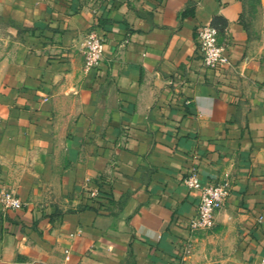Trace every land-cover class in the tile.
Returning <instances> with one entry per match:
<instances>
[{
	"label": "crops",
	"instance_id": "obj_1",
	"mask_svg": "<svg viewBox=\"0 0 264 264\" xmlns=\"http://www.w3.org/2000/svg\"><path fill=\"white\" fill-rule=\"evenodd\" d=\"M243 15V0H0V264H264V31ZM92 31L105 52L87 72ZM192 169L232 182L210 231L188 229Z\"/></svg>",
	"mask_w": 264,
	"mask_h": 264
},
{
	"label": "built area",
	"instance_id": "obj_2",
	"mask_svg": "<svg viewBox=\"0 0 264 264\" xmlns=\"http://www.w3.org/2000/svg\"><path fill=\"white\" fill-rule=\"evenodd\" d=\"M199 49L206 68L219 72L221 69L231 66V61L226 54L225 46L220 42L219 29L213 24L203 25L198 36ZM105 39L98 33L92 31L87 35L85 43V70L90 72L96 70L104 57ZM185 185L190 190L199 192V204L197 213L188 223L191 232L211 230L215 226V217L221 210L232 191V182L229 176L216 184H203L195 169L188 172L184 179ZM93 197L98 192H93ZM1 202L8 210L22 208L24 203L13 191H4ZM264 263V260H263Z\"/></svg>",
	"mask_w": 264,
	"mask_h": 264
},
{
	"label": "rangeland",
	"instance_id": "obj_3",
	"mask_svg": "<svg viewBox=\"0 0 264 264\" xmlns=\"http://www.w3.org/2000/svg\"><path fill=\"white\" fill-rule=\"evenodd\" d=\"M244 15L243 21L247 24L253 34L259 35V31H264V0H243ZM6 32L0 31V53L2 52L6 40ZM210 231V230H208ZM212 243H209V247ZM212 251L210 248H208Z\"/></svg>",
	"mask_w": 264,
	"mask_h": 264
},
{
	"label": "trees",
	"instance_id": "obj_4",
	"mask_svg": "<svg viewBox=\"0 0 264 264\" xmlns=\"http://www.w3.org/2000/svg\"><path fill=\"white\" fill-rule=\"evenodd\" d=\"M1 24V23H0Z\"/></svg>",
	"mask_w": 264,
	"mask_h": 264
}]
</instances>
